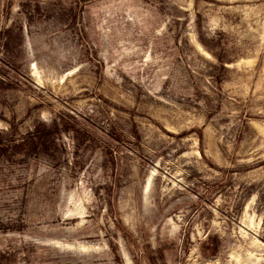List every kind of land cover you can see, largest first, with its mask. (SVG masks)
<instances>
[{
    "label": "rangeland",
    "instance_id": "374dc122",
    "mask_svg": "<svg viewBox=\"0 0 264 264\" xmlns=\"http://www.w3.org/2000/svg\"><path fill=\"white\" fill-rule=\"evenodd\" d=\"M0 264H264V0H0Z\"/></svg>",
    "mask_w": 264,
    "mask_h": 264
}]
</instances>
